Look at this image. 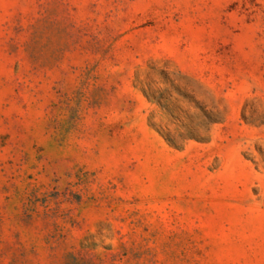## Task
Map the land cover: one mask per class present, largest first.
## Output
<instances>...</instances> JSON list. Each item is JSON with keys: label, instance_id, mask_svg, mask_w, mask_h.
<instances>
[{"label": "rangeland", "instance_id": "374dc122", "mask_svg": "<svg viewBox=\"0 0 264 264\" xmlns=\"http://www.w3.org/2000/svg\"><path fill=\"white\" fill-rule=\"evenodd\" d=\"M0 264H264V0H0Z\"/></svg>", "mask_w": 264, "mask_h": 264}]
</instances>
